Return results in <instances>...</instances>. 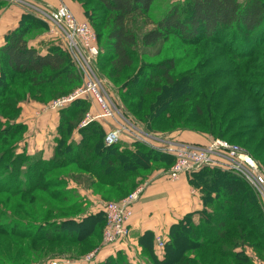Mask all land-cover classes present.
I'll return each instance as SVG.
<instances>
[{
    "label": "trees",
    "instance_id": "trees-1",
    "mask_svg": "<svg viewBox=\"0 0 264 264\" xmlns=\"http://www.w3.org/2000/svg\"><path fill=\"white\" fill-rule=\"evenodd\" d=\"M76 1L104 45L97 68L115 86L125 114L152 133L191 130L239 141L264 166V120L254 119L264 110L258 105L264 99V0H165L157 19L156 0ZM47 28L26 11L0 46V264H39L45 257L42 263L64 264L101 245L105 215L83 209L88 201L70 180L104 201L118 200L174 161L142 141L106 145L96 119L79 126L90 105L86 97L58 110L50 158L18 151L26 130L17 120L21 104H45L83 80L64 41L44 54L28 44ZM170 46L180 55H168ZM212 62L217 65L209 68ZM188 181L203 207L171 225L161 258L153 233L139 236L150 264H253L250 250L264 259V209L252 187L216 167H202ZM96 257L80 259L133 264L120 249Z\"/></svg>",
    "mask_w": 264,
    "mask_h": 264
},
{
    "label": "built area",
    "instance_id": "built-area-1",
    "mask_svg": "<svg viewBox=\"0 0 264 264\" xmlns=\"http://www.w3.org/2000/svg\"><path fill=\"white\" fill-rule=\"evenodd\" d=\"M43 17L51 28L62 34L65 48L69 52L82 76V85L67 95L49 101L41 108L42 112L59 110L78 97L92 98L100 107L99 115L86 113L81 121L84 125L92 119L109 116L116 120L114 126L104 136L106 145L117 143L123 133L131 135L133 140L145 142L154 148L171 154L173 163L168 168V179L175 181L183 174H190L202 167H216L232 172L243 178L261 197L264 202V171L260 163L241 145L224 138L210 136L206 144H194L173 141L168 137L146 131L141 124L125 117L121 105L116 106L107 93L103 78L96 71V58L99 55L97 35L86 21L78 20L73 12L63 3L53 10L42 11ZM130 121H129V120ZM146 180L118 200L106 201L102 206L105 224L102 229L101 245L85 254L83 260L91 262L102 250L112 253L116 245L127 241L130 235V219L133 205L139 199ZM157 245L163 248L164 241L156 237ZM253 264H264V259L253 255ZM69 259L64 260L65 262ZM41 264H60L58 259H49Z\"/></svg>",
    "mask_w": 264,
    "mask_h": 264
},
{
    "label": "crops",
    "instance_id": "crops-1",
    "mask_svg": "<svg viewBox=\"0 0 264 264\" xmlns=\"http://www.w3.org/2000/svg\"><path fill=\"white\" fill-rule=\"evenodd\" d=\"M6 1L7 3L5 5L0 6V46L4 43L5 34L17 26L22 13L26 11L48 24V28L44 32L28 38V44L35 47L42 54L47 52L49 46L54 41L60 40L63 42V37L60 32L51 28L49 22L43 17L40 10L49 12L63 3L73 12L78 20H86L83 7L76 0ZM88 100L90 105L86 113L99 115L101 112L100 107L92 98H88ZM47 103L44 104L34 100L24 101L21 104V113L17 120L26 125L24 139L21 141L23 144L20 146L21 150L25 148L26 152L30 155L41 154L43 158L48 159L53 155L59 111L48 110L47 112H42L41 108ZM120 105L123 108V105ZM96 120L104 128L105 134L116 123V120L109 116H101ZM79 126H83V124L80 122ZM165 135L168 137L167 139L173 141L194 144H206L210 138V135L206 133L191 130H175ZM73 138L75 140L80 138L77 131H74ZM121 141L130 144L133 138L128 133H123L121 135ZM21 150L18 148V151ZM167 170L162 168L156 169L145 179L148 184L133 205L129 238L127 241L119 243L115 247V249L124 251L133 264H150L146 256L141 252V246L138 243L139 236L145 231H151L153 233V250L155 255L161 258L163 248L160 249L158 247L156 237L160 236L165 241L172 224L180 220L185 214L198 212L203 207L200 191L189 184L188 179L191 173L183 174L179 179L172 181L166 175ZM69 186L77 188L78 193L86 198L88 202L91 200L94 205L97 203L96 207L93 205L90 210L87 209V212L94 213L102 210V206L106 201L102 200L100 195L94 194L89 188L72 180L69 181ZM197 218L198 215L195 214L193 216L194 221H197ZM109 253V250L101 251L95 261L102 260ZM249 254L251 257L255 255L251 250ZM64 264H83V261L81 259H71Z\"/></svg>",
    "mask_w": 264,
    "mask_h": 264
},
{
    "label": "rangeland",
    "instance_id": "rangeland-1",
    "mask_svg": "<svg viewBox=\"0 0 264 264\" xmlns=\"http://www.w3.org/2000/svg\"><path fill=\"white\" fill-rule=\"evenodd\" d=\"M169 2L168 3H170L171 1L172 2H182L183 0H168ZM168 3L165 1V0H156V4L158 5V6H156L154 9H153V18L154 19H157V18H159L160 16H161V14H162V11H164L165 10V8L167 7V5H168ZM84 21H86L91 27H92V25L90 24V22H89V20L86 18V20H84ZM150 27H152V24H149V25H146V28H150ZM92 29L94 30V28L92 27ZM95 31V30H94ZM54 42H57V40L56 41H54ZM97 44H98V47H99V50H100V52H101V47L103 48V43L102 42H100V41H98L97 40ZM178 44H180L179 42H178ZM176 45V44H175ZM104 49H106V47H104ZM156 49H158V47L157 46H155L154 48H152L151 49V51L152 52H154ZM173 48H171V46H170V48H169V51H168V55H180L176 50H172ZM103 50V49H102ZM98 58V57H97ZM97 58H96V63L98 62L97 61ZM95 63V65H96V71H97V73H98V75L100 76V71H99V69L97 68V64ZM217 65V63L216 62H212L210 65H209V68H213V67H215ZM77 69H78V67L77 66H75ZM79 71V70H78ZM80 73V72H79ZM101 77V76H100ZM102 77H104L103 75H102ZM249 80V79H248ZM83 81V80H82ZM84 82V81H83ZM103 84H104V87H105V89H106V91H107V93L110 95V99L112 100V102H114L115 104H116V106H117V108H118V105H120V104H122L121 103V100H120V98H119V96L116 94V92L114 91L115 90V86L112 84V82H110L108 79H103ZM82 85V83L79 85V86H81ZM78 87V86H77ZM113 88V89H112ZM64 95H67V94H64ZM64 95H60V96H57V97H61V96H64ZM259 97V94L258 93H256L255 94V97ZM57 97H55V98H57ZM54 99V98H53ZM52 100V99H51ZM118 104V105H117ZM258 105L262 108V109H264V99L261 101V102H259L258 103ZM123 111V110H122ZM125 117L127 118H130L131 119V117L130 116H128L127 114H125ZM254 119L255 120H257V121H260V122H262V120H264V110H263V112L261 113V114H259L258 116H254ZM129 120V119H128ZM130 121V120H129ZM250 121V123H252V120H249ZM142 128H143V126H141ZM154 132H155V134H160L161 136H165V134L166 133H162V132H164V131H159V130H154ZM168 133V132H167ZM23 139H24V136H23ZM22 139V140H23ZM21 140V141H22ZM19 142V144H18V148H20V150H21V147L20 146H22L23 144H22V142ZM235 141H237V140H235ZM237 144H239V145H241V142H239V141H237L236 142ZM242 146V145H241ZM243 147V146H242ZM261 165V167L263 168V171H264V166L262 165V164H260ZM253 189V188H252ZM254 190V189H253ZM255 191V190H254ZM256 192V191H255ZM256 194H257V192H256ZM257 196H258V198H259V201H260V203H262L263 204V206H264V202L262 201V199H261V197L257 194ZM111 201V200H110ZM88 204H86L85 206H83V209L85 208V209H88V210H90L92 207H93V205H94V203L91 201V200H89V202H87ZM96 205H97V203H96ZM96 205H94L95 207H96ZM94 249V248H93ZM92 249V250H93ZM85 254H82V255H80L79 257H70V258H66V259H80V258H82L83 256H84ZM256 255V254H255ZM256 256H258V255H256ZM67 257V256H66ZM259 257V256H258ZM45 258H48V257H45ZM45 258H43L41 261H40V263L39 264H41L42 263V261L45 259ZM260 258V257H259ZM36 264H38V263H36Z\"/></svg>",
    "mask_w": 264,
    "mask_h": 264
}]
</instances>
